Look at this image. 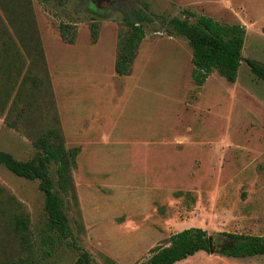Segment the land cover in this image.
<instances>
[{
  "label": "rangeland",
  "instance_id": "obj_1",
  "mask_svg": "<svg viewBox=\"0 0 264 264\" xmlns=\"http://www.w3.org/2000/svg\"><path fill=\"white\" fill-rule=\"evenodd\" d=\"M33 2L67 144L82 146L73 177L85 227L81 245L92 264L146 261L153 247L190 227L214 239L223 233L264 237V80L244 60L235 82L214 70L197 86L192 48L168 23L184 10L196 14L193 21L207 15L241 23L244 58L264 64V0ZM132 12L151 21L142 22L147 36L133 72L120 76L118 24ZM93 22L101 27L97 42ZM64 23L76 25L73 43L60 35ZM0 149L22 160L37 152L2 115ZM0 183L28 206L38 242L52 239L39 182L0 164ZM65 202L76 230V210ZM52 241L43 263L76 264L78 250ZM176 264H264V255L201 251Z\"/></svg>",
  "mask_w": 264,
  "mask_h": 264
},
{
  "label": "trees",
  "instance_id": "obj_2",
  "mask_svg": "<svg viewBox=\"0 0 264 264\" xmlns=\"http://www.w3.org/2000/svg\"><path fill=\"white\" fill-rule=\"evenodd\" d=\"M133 12L118 24L115 70L120 76L133 72L147 36L142 22L151 21L150 16ZM183 14V18L175 16L168 23L173 33L185 37L192 48V79L197 86H203L214 70L235 82L244 60L264 80V64L244 58L243 24L221 22L207 15L193 21L194 12L184 10ZM90 28L92 41L97 42L100 23L93 22ZM60 35L65 42L73 43L76 25L62 24ZM0 115L37 150L31 159L22 160L0 149V164L19 177L39 182L52 239L66 241L79 251L76 264H92L90 253L81 245L85 227L73 177L82 146L67 145L33 0H0ZM53 165L56 175L52 173ZM65 198L76 210V230L66 211ZM220 235L227 237L228 243L223 249H215L214 236L207 230L184 229L153 247L150 257L137 264H176L201 251L211 253L212 249L237 258L264 255L262 236ZM52 239L43 236L38 242L28 206L0 183V264H45L43 261L52 255L48 248V244H54Z\"/></svg>",
  "mask_w": 264,
  "mask_h": 264
},
{
  "label": "flooded vegetation",
  "instance_id": "obj_3",
  "mask_svg": "<svg viewBox=\"0 0 264 264\" xmlns=\"http://www.w3.org/2000/svg\"><path fill=\"white\" fill-rule=\"evenodd\" d=\"M213 245L216 247L215 249H220V248H224L226 246V244L228 243V238L225 237L224 239H214L213 241Z\"/></svg>",
  "mask_w": 264,
  "mask_h": 264
},
{
  "label": "crops",
  "instance_id": "obj_4",
  "mask_svg": "<svg viewBox=\"0 0 264 264\" xmlns=\"http://www.w3.org/2000/svg\"><path fill=\"white\" fill-rule=\"evenodd\" d=\"M141 51V50H140ZM115 57H116V55H115ZM48 59V58H47ZM137 60V59H136ZM49 64V63H48ZM61 115V114H60ZM61 119H62V116H61ZM62 123H63V120H62ZM63 127H64V124H63ZM64 131H65V129H64ZM65 135H66V132H65ZM67 139V138H66ZM68 145V144H67Z\"/></svg>",
  "mask_w": 264,
  "mask_h": 264
},
{
  "label": "water",
  "instance_id": "obj_5",
  "mask_svg": "<svg viewBox=\"0 0 264 264\" xmlns=\"http://www.w3.org/2000/svg\"><path fill=\"white\" fill-rule=\"evenodd\" d=\"M214 251H215V250H214V249H212V250H211V253H214Z\"/></svg>",
  "mask_w": 264,
  "mask_h": 264
}]
</instances>
